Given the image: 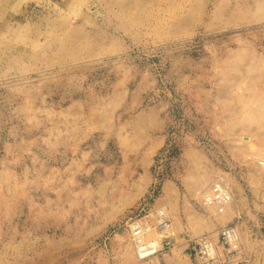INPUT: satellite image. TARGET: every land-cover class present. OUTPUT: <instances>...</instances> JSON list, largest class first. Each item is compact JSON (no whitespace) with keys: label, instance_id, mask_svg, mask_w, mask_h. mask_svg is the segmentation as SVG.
Returning a JSON list of instances; mask_svg holds the SVG:
<instances>
[{"label":"rangeland","instance_id":"1","mask_svg":"<svg viewBox=\"0 0 264 264\" xmlns=\"http://www.w3.org/2000/svg\"><path fill=\"white\" fill-rule=\"evenodd\" d=\"M263 104L264 0H0V264H198L227 224L264 264Z\"/></svg>","mask_w":264,"mask_h":264},{"label":"built area","instance_id":"2","mask_svg":"<svg viewBox=\"0 0 264 264\" xmlns=\"http://www.w3.org/2000/svg\"><path fill=\"white\" fill-rule=\"evenodd\" d=\"M231 193L222 182H215L204 196L207 206L227 204ZM161 209L155 216L135 218L129 223L130 234L140 258H148L172 249L177 233L169 218L163 217ZM222 247V252L218 249ZM198 264H227L228 258L240 252L239 229L227 224L221 228L218 238L204 234L195 243Z\"/></svg>","mask_w":264,"mask_h":264},{"label":"bare ground","instance_id":"3","mask_svg":"<svg viewBox=\"0 0 264 264\" xmlns=\"http://www.w3.org/2000/svg\"><path fill=\"white\" fill-rule=\"evenodd\" d=\"M258 101H259V100H258ZM256 102H257V101H256ZM260 103L262 104V101H261V102L259 101L257 105H259ZM261 104H260V105H261ZM263 105H264V104H263ZM257 107H258V106H257ZM259 109H261V108H259ZM262 109H263V108H262ZM256 110H258V109H256ZM256 110H255V111H256ZM258 111H259V110H258ZM260 111H261V110H260ZM253 112H254V111H253ZM256 112H257V111H256ZM258 113H260V112H258ZM254 114H255V112H254ZM256 114H257V113H256ZM260 114H261V113H260ZM257 115H259V114H257ZM257 115H256V116H257ZM256 116H255V118H256ZM259 116L261 117V115H259ZM252 118L255 119L254 117H252ZM258 127H259V126H258ZM260 127H261V126H260ZM260 127H259L258 129H260ZM215 236H216V235H215ZM239 243H240V242H239ZM243 249H244V248H243ZM221 252H222V251H221ZM239 252H243V251H241V249H240ZM229 259H230V258H229ZM254 259H255V258H254ZM256 263H257V262H256ZM199 264H200V263H199Z\"/></svg>","mask_w":264,"mask_h":264}]
</instances>
